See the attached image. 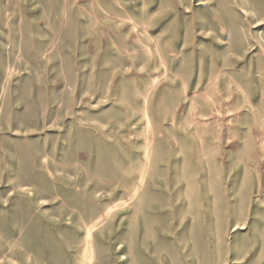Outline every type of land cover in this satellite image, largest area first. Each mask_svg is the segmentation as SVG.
<instances>
[{
  "label": "rangeland",
  "instance_id": "obj_1",
  "mask_svg": "<svg viewBox=\"0 0 264 264\" xmlns=\"http://www.w3.org/2000/svg\"><path fill=\"white\" fill-rule=\"evenodd\" d=\"M0 264H264V0H0Z\"/></svg>",
  "mask_w": 264,
  "mask_h": 264
}]
</instances>
